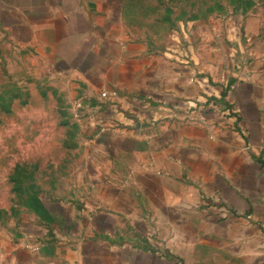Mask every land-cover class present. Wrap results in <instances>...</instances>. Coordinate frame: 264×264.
I'll return each instance as SVG.
<instances>
[{"label": "crops", "instance_id": "obj_1", "mask_svg": "<svg viewBox=\"0 0 264 264\" xmlns=\"http://www.w3.org/2000/svg\"><path fill=\"white\" fill-rule=\"evenodd\" d=\"M132 16L127 0H0V68L70 72L89 132L72 199L20 208L0 264H264L259 18Z\"/></svg>", "mask_w": 264, "mask_h": 264}, {"label": "rangeland", "instance_id": "obj_2", "mask_svg": "<svg viewBox=\"0 0 264 264\" xmlns=\"http://www.w3.org/2000/svg\"><path fill=\"white\" fill-rule=\"evenodd\" d=\"M129 14L147 26L153 17L248 13L264 30V0H127ZM159 17V18H160ZM43 66V67H42ZM78 80L34 62L0 68V228L20 208L48 195L70 200L84 164L88 125Z\"/></svg>", "mask_w": 264, "mask_h": 264}, {"label": "built area", "instance_id": "obj_3", "mask_svg": "<svg viewBox=\"0 0 264 264\" xmlns=\"http://www.w3.org/2000/svg\"><path fill=\"white\" fill-rule=\"evenodd\" d=\"M103 94H105V93H103Z\"/></svg>", "mask_w": 264, "mask_h": 264}]
</instances>
